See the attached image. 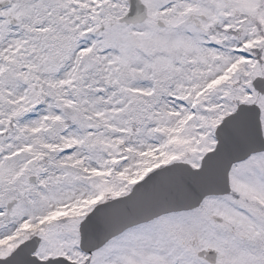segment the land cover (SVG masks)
Masks as SVG:
<instances>
[{"label": "snow or ice", "instance_id": "1", "mask_svg": "<svg viewBox=\"0 0 264 264\" xmlns=\"http://www.w3.org/2000/svg\"><path fill=\"white\" fill-rule=\"evenodd\" d=\"M0 264H264V0H0Z\"/></svg>", "mask_w": 264, "mask_h": 264}]
</instances>
